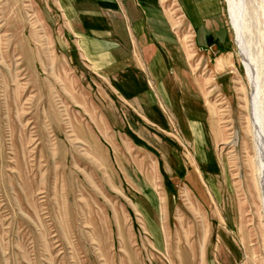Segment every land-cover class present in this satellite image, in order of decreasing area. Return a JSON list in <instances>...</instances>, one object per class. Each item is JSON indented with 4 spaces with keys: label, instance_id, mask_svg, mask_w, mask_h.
<instances>
[{
    "label": "rangeland",
    "instance_id": "374dc122",
    "mask_svg": "<svg viewBox=\"0 0 264 264\" xmlns=\"http://www.w3.org/2000/svg\"><path fill=\"white\" fill-rule=\"evenodd\" d=\"M219 2L198 32L156 0L165 104L50 0H0V264H264V0Z\"/></svg>",
    "mask_w": 264,
    "mask_h": 264
},
{
    "label": "crops",
    "instance_id": "0c3cea01",
    "mask_svg": "<svg viewBox=\"0 0 264 264\" xmlns=\"http://www.w3.org/2000/svg\"><path fill=\"white\" fill-rule=\"evenodd\" d=\"M50 1L60 13L66 30L73 36L79 54L92 65V68L98 70L112 66L120 70L144 72L155 86L148 95L161 96L160 99L165 103L168 50L167 44L161 43V37L155 33L153 26L156 0ZM219 1L188 0L186 8L190 24L191 26L193 24L195 30L214 31V28L207 26L205 21L209 18L212 20L215 14H219L221 11ZM199 39L195 40L196 45H201L202 40ZM204 39L213 44L216 36L208 33ZM174 78L179 79L178 75ZM188 120L186 133L194 136V144L197 140L200 143L194 147V153L201 157L203 146L201 117Z\"/></svg>",
    "mask_w": 264,
    "mask_h": 264
},
{
    "label": "bare ground",
    "instance_id": "6f19581e",
    "mask_svg": "<svg viewBox=\"0 0 264 264\" xmlns=\"http://www.w3.org/2000/svg\"><path fill=\"white\" fill-rule=\"evenodd\" d=\"M233 16V14H232ZM237 25V24H236ZM239 25V24H238ZM238 30V29H237ZM244 34V33H243ZM243 54V53H242ZM249 57V56H248ZM246 64V70H247V73L249 75V77L251 78L252 81H254L255 77L252 75L253 73V69L252 67L250 66V64L248 62L245 63ZM264 185V184H262Z\"/></svg>",
    "mask_w": 264,
    "mask_h": 264
}]
</instances>
